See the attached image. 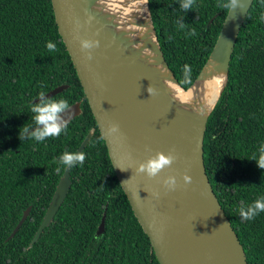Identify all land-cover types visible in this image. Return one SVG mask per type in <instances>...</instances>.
<instances>
[{
    "label": "trees",
    "instance_id": "16d2710c",
    "mask_svg": "<svg viewBox=\"0 0 264 264\" xmlns=\"http://www.w3.org/2000/svg\"><path fill=\"white\" fill-rule=\"evenodd\" d=\"M232 2L148 0L165 59L184 89L209 59ZM62 84L68 88L36 101ZM78 101L82 113L59 130H32ZM92 129L71 163L63 204L30 245ZM204 150L248 263L264 264V0L254 1L240 30ZM0 264H160L117 177L52 0H0Z\"/></svg>",
    "mask_w": 264,
    "mask_h": 264
},
{
    "label": "water",
    "instance_id": "95a60500",
    "mask_svg": "<svg viewBox=\"0 0 264 264\" xmlns=\"http://www.w3.org/2000/svg\"><path fill=\"white\" fill-rule=\"evenodd\" d=\"M254 1L233 0L209 59L187 89L217 74L226 77L214 106L198 123L172 105L149 70L135 64L117 37L106 33L105 21L93 9L96 0H52L59 32L117 177L160 264H249L244 246L207 173L204 143L209 116L227 83L238 35ZM147 4L149 8L148 0ZM149 13L156 35V52L179 84L165 59L150 9ZM66 88L68 84H62L36 101ZM81 113L78 101L32 130L44 126L59 130ZM93 133L94 129L67 165L30 245L40 238L63 204L72 183L71 163L83 152ZM31 209L29 206L24 211L10 238ZM105 229L106 214L98 234Z\"/></svg>",
    "mask_w": 264,
    "mask_h": 264
},
{
    "label": "bare ground",
    "instance_id": "6f19581e",
    "mask_svg": "<svg viewBox=\"0 0 264 264\" xmlns=\"http://www.w3.org/2000/svg\"><path fill=\"white\" fill-rule=\"evenodd\" d=\"M93 9L105 21L104 30L115 35L134 63L151 73V78L179 111L202 123L214 106L226 80L217 74L196 83L189 90L175 80L156 52V35L147 0H96Z\"/></svg>",
    "mask_w": 264,
    "mask_h": 264
}]
</instances>
